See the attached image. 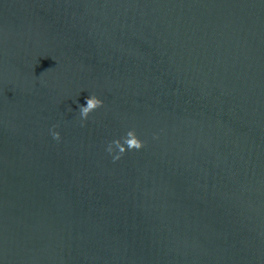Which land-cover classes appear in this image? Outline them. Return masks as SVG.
I'll return each instance as SVG.
<instances>
[{
  "label": "water",
  "instance_id": "water-1",
  "mask_svg": "<svg viewBox=\"0 0 264 264\" xmlns=\"http://www.w3.org/2000/svg\"><path fill=\"white\" fill-rule=\"evenodd\" d=\"M0 264H264V0H0Z\"/></svg>",
  "mask_w": 264,
  "mask_h": 264
},
{
  "label": "clouds",
  "instance_id": "clouds-1",
  "mask_svg": "<svg viewBox=\"0 0 264 264\" xmlns=\"http://www.w3.org/2000/svg\"><path fill=\"white\" fill-rule=\"evenodd\" d=\"M104 101L98 98L96 95H89L86 98V105L79 106V113L81 118V126L83 122L87 121L90 114L103 107ZM56 127V126H54ZM53 139L59 141L61 139L58 131H51ZM144 147V142L137 136L135 129H130L126 134L121 137L110 141L107 145L106 151L112 155L113 162L118 161L121 157L131 150H140ZM113 153H115L113 155Z\"/></svg>",
  "mask_w": 264,
  "mask_h": 264
}]
</instances>
